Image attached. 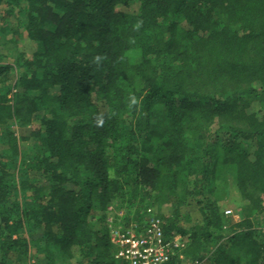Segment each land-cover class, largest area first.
<instances>
[{
  "label": "trees",
  "instance_id": "trees-1",
  "mask_svg": "<svg viewBox=\"0 0 264 264\" xmlns=\"http://www.w3.org/2000/svg\"><path fill=\"white\" fill-rule=\"evenodd\" d=\"M1 10L0 264H115L109 218L154 215L184 243L167 264H264V0ZM229 170L238 219L215 194Z\"/></svg>",
  "mask_w": 264,
  "mask_h": 264
},
{
  "label": "built area",
  "instance_id": "built-area-1",
  "mask_svg": "<svg viewBox=\"0 0 264 264\" xmlns=\"http://www.w3.org/2000/svg\"><path fill=\"white\" fill-rule=\"evenodd\" d=\"M111 222L110 238L114 246V257L121 264H167L184 243L179 238H169L159 216H151L142 226L134 224L130 228L115 226ZM188 264H205L199 258L189 260Z\"/></svg>",
  "mask_w": 264,
  "mask_h": 264
},
{
  "label": "rangeland",
  "instance_id": "rangeland-1",
  "mask_svg": "<svg viewBox=\"0 0 264 264\" xmlns=\"http://www.w3.org/2000/svg\"><path fill=\"white\" fill-rule=\"evenodd\" d=\"M1 11L2 12L0 16V38H2L3 40H7L8 42V40L12 37V34L8 31V28L5 27V24L2 20L4 10ZM11 46H13L12 49H14V51L15 49H24L29 54H31L35 48L34 45L29 44V42H27L26 39L23 38L20 42L13 41L11 43ZM19 132H21V130ZM23 144L25 143L23 142ZM234 176L235 175L233 173V170H229L226 173H222L220 178H218L215 194L217 195V199L221 208L226 213L231 214L234 216V218L238 219V211L243 205V200L239 190L235 185ZM164 211L169 212V208L165 206ZM183 214L185 215V217L184 219L182 218V222L187 226H191L192 224L202 221V214L195 205L183 207ZM110 251H113V249ZM189 260L191 259L185 258V260L183 261L184 264H188ZM118 263H120V260L115 259V264Z\"/></svg>",
  "mask_w": 264,
  "mask_h": 264
},
{
  "label": "clouds",
  "instance_id": "clouds-1",
  "mask_svg": "<svg viewBox=\"0 0 264 264\" xmlns=\"http://www.w3.org/2000/svg\"><path fill=\"white\" fill-rule=\"evenodd\" d=\"M97 59H99V57H97Z\"/></svg>",
  "mask_w": 264,
  "mask_h": 264
}]
</instances>
